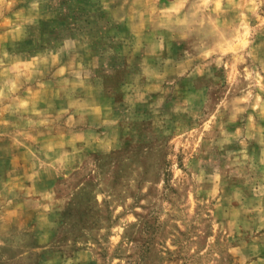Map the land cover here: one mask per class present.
Returning a JSON list of instances; mask_svg holds the SVG:
<instances>
[{
	"label": "rangeland",
	"instance_id": "1",
	"mask_svg": "<svg viewBox=\"0 0 264 264\" xmlns=\"http://www.w3.org/2000/svg\"><path fill=\"white\" fill-rule=\"evenodd\" d=\"M0 264H264V0H0Z\"/></svg>",
	"mask_w": 264,
	"mask_h": 264
}]
</instances>
